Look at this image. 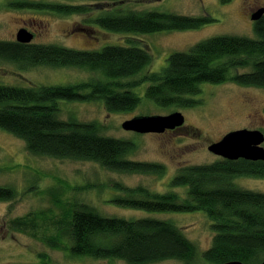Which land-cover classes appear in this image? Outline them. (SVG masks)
Instances as JSON below:
<instances>
[{"label":"trees","instance_id":"16d2710c","mask_svg":"<svg viewBox=\"0 0 264 264\" xmlns=\"http://www.w3.org/2000/svg\"><path fill=\"white\" fill-rule=\"evenodd\" d=\"M126 1L130 0H10L6 7L59 16L89 15L86 27L115 33L193 31L213 22L208 16L129 9L124 7ZM104 2L113 7L98 6ZM93 13L99 14L93 17ZM253 32L254 38L220 35L202 40L186 52L172 53L159 72H144L151 56L136 45L76 50L0 40V62L18 70L71 68L91 75L69 85L0 84V129L21 140L33 156L91 162L121 174L163 176L164 166L127 158L134 151L131 141L105 135L98 122L80 121L73 114L61 116V102H99L112 114L134 111L141 103L134 90L145 83V98L162 109L193 107L196 101L192 96L204 83L264 89V14L253 22ZM237 177L264 178V162L220 158L209 164L186 166L172 178L165 193L120 183L111 187L116 194L109 202L117 207L149 213L203 212L211 221L214 236L210 247L200 253L168 220L104 216L82 199L61 200L62 188L47 190L56 212L31 211L9 219L5 227L52 250L69 252L71 258L120 260L126 264L165 260L260 264L264 262V193L239 188L234 183ZM178 188L186 189L184 197L174 190ZM74 190L86 192L90 188L87 185ZM15 198L13 188L0 186V201Z\"/></svg>","mask_w":264,"mask_h":264},{"label":"rangeland","instance_id":"374dc122","mask_svg":"<svg viewBox=\"0 0 264 264\" xmlns=\"http://www.w3.org/2000/svg\"><path fill=\"white\" fill-rule=\"evenodd\" d=\"M7 1L0 0V40L16 41L19 29L25 28L34 36L32 43L57 45L76 50H99L105 46H139L149 53L151 63L144 72H159L174 52H186L196 43L214 36L236 35L254 38L250 15L264 8V0H130L124 7L139 11H164L187 16H208L213 19L198 30L132 34L115 33L99 27H86L89 15L59 16L31 10H11ZM56 2L61 0H32ZM111 8V3H101ZM99 13H93L96 17ZM92 17V16H91ZM90 74L71 68L37 67L18 70L0 62V84L9 86L69 85L86 80ZM145 83L134 90L141 98L140 105L127 113H108L99 102H61L64 118L73 114L84 122L102 125L105 135L126 139L134 144L127 157L132 161L160 164L163 176L121 174L107 171L91 162L56 160L30 155L24 143L0 129V186L16 191L11 202L0 201V264H126L120 260L71 258L69 252L52 250L41 242L21 233L7 230L5 222L31 211H57L47 190L62 188L63 199H82L104 216L126 219L151 217L164 219L177 226L199 253L207 250L214 232L211 221L201 212L149 213L143 210L117 207L109 200L116 194L112 185L120 183L135 188L142 186L153 192L165 193L178 171L186 166L213 163L220 158L207 148L224 135L240 130L264 131V89L241 87L233 83L201 84L192 96L196 105L191 108L162 109L145 98ZM181 112L185 118L182 128L163 134H137L122 129V124L137 116L169 115ZM264 146V144H263ZM239 188L264 193V178L237 177ZM89 186L79 192L75 187ZM58 190V189H57ZM115 192H114V191ZM185 196V188L174 189ZM154 264H182L165 260ZM198 264H207L198 261Z\"/></svg>","mask_w":264,"mask_h":264},{"label":"water","instance_id":"95a60500","mask_svg":"<svg viewBox=\"0 0 264 264\" xmlns=\"http://www.w3.org/2000/svg\"><path fill=\"white\" fill-rule=\"evenodd\" d=\"M264 14L260 8L250 15L255 22ZM34 36L25 28L18 30L16 41L21 44H30ZM185 118L181 112L169 115L137 116L122 124V129L137 134H163L184 125ZM264 133L259 130L240 129L224 135L219 141L208 146L207 150L213 155L230 161L243 159L247 161L264 162ZM225 264H243L228 262ZM264 264V262L260 263Z\"/></svg>","mask_w":264,"mask_h":264},{"label":"flooded vegetation","instance_id":"af4514ba","mask_svg":"<svg viewBox=\"0 0 264 264\" xmlns=\"http://www.w3.org/2000/svg\"><path fill=\"white\" fill-rule=\"evenodd\" d=\"M181 128H182V127H180V128H176L175 130L166 131L165 133H168V132H176V131L180 130Z\"/></svg>","mask_w":264,"mask_h":264}]
</instances>
